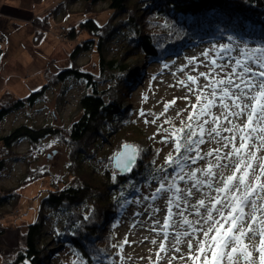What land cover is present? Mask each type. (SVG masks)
I'll list each match as a JSON object with an SVG mask.
<instances>
[{"label": "rangeland", "instance_id": "obj_1", "mask_svg": "<svg viewBox=\"0 0 264 264\" xmlns=\"http://www.w3.org/2000/svg\"><path fill=\"white\" fill-rule=\"evenodd\" d=\"M60 1L62 0H42L34 3L33 0H0V30L10 42L0 57V97L7 91L14 97H26L45 84L47 75L51 78L61 69L70 67L69 53L72 52L76 41L70 40L67 33L69 32L68 29L78 26L80 21H85L88 18H94L102 24L111 14L101 12L89 16L83 12L80 4L71 5L70 10L72 12L51 18L50 30L45 33L44 39L34 43L32 19L44 16ZM103 7V5H98V8ZM86 36V32H83L80 38H86ZM225 45L232 49L231 58L225 56L222 51V46ZM255 48L257 46L254 44L232 38L231 40H217L188 46L179 53H171L159 61L136 60L133 62L128 76L137 77L138 83L129 92L128 100L123 104L126 109L132 111V119L138 122L146 135L140 139L141 145L144 147L153 145L159 148L158 164L165 165V159L170 153L175 156L173 138L169 135L172 131L185 129L187 132V125L191 123L193 129L198 132V126L203 124L204 120H209V123L204 124L205 143L199 145L200 155L204 156L208 151L220 148L219 155L225 156L231 148V146L229 148L223 147L227 141L220 140V137H215L214 134L211 137L207 134L208 129L216 126L212 122V117H220L217 123L220 124L218 130L221 131V136L231 138L235 135L236 147L240 146V131L235 129L223 131L222 129L225 127L232 128V124H235L241 126L243 133L247 134L250 129L243 127L246 118L230 116L229 119L232 120V124H227L221 115V113L226 114V110L219 106V99L212 96L213 89L204 86L210 80L213 82L221 79L226 81L229 75L236 83H240L239 73L242 72V69L236 66L235 61L239 59L242 62H247L242 52ZM204 53H207V56ZM211 59L216 60V66L211 64ZM77 61L78 64L83 65L84 71L98 74V57L96 55L84 53L78 57ZM233 68H236L235 75H232ZM254 70L259 71L258 68H254ZM201 73L209 74V79L206 80L204 76L200 75ZM189 76L196 79L195 84L189 81ZM181 81L184 83L182 84ZM111 83L104 82L101 87L106 88ZM66 85L68 91L63 102L59 101L60 88L56 86L47 92L46 101L38 102L31 108H21L18 112L7 116L1 126V134H7L14 126L21 123H51L69 126L77 121L82 113L78 106L79 100L82 94L86 92V87L83 83L75 80H69ZM224 87L239 92V89H235L227 83L219 86V88ZM219 88L217 89L218 95ZM198 96L199 99H197ZM208 100H215L217 106L210 108V115L200 116V110L207 104ZM226 102L231 106L230 100ZM232 110L235 111L236 109L233 108ZM190 115L193 117L191 121L188 120ZM255 135H259V133L253 134V136ZM43 142V146L37 149L31 148L28 141L15 144V151L19 153L28 152L26 155L31 154L29 160H8L6 169L0 173L1 187L8 188V190L17 189V192L20 193L17 199L4 203L5 208L0 209V224L5 229L0 236V264H7L14 259L10 256L12 255L11 250L21 244L20 234L26 232L25 226L36 222L37 210L41 203L39 201L46 195V191L51 189L53 185L63 187L72 179L68 170L69 164L70 166L72 164L70 148L51 139H46ZM103 143L104 148L102 149L107 150L112 147L107 142ZM253 143L257 147L260 146L259 140L245 141L248 151L256 152L255 166V163L264 158V148L256 151L252 147ZM103 154V151L100 152L95 157L97 160L92 162L101 169L108 167V163L101 161ZM190 155L195 156L196 152H192ZM247 158L245 156V159ZM232 159H236V157L233 156ZM207 161L220 165V167L213 169L217 173V178L212 181L213 188H215L219 184L221 172L224 176L231 174L229 171L231 165L227 159L216 161L215 155H213L211 157L206 156L204 160H198L195 164H191V169H206ZM88 164L89 161H86V165ZM226 164L229 165V169L223 167ZM41 170L49 171L51 176L33 179ZM109 170L113 175L118 173L114 168H109ZM188 170L185 169V172ZM200 178L209 179L203 176ZM187 179L185 177V180ZM190 186V181L188 184L181 181L178 185L182 189V198L176 201L179 208L175 204L171 205L173 213L171 218H168L167 215L169 205H167L165 198L155 201L144 199V197H150L155 191V185H150L147 189L145 187L143 189L144 196L132 198L130 204L122 211L121 219L116 226V242L122 241V244L113 249L115 255L112 259L100 264H203V256H200L198 260L189 258L187 245L188 240H193V253H195V237L202 234L193 233L192 228L182 223L187 217L192 222L193 228L199 229L201 225H204L201 217L205 215V209H199L200 215L198 216L191 206L201 197V193L193 189L194 195L192 197H183V190ZM200 188L202 192L212 191L203 184L200 185ZM212 194L216 195L215 192ZM170 195L171 193L165 194V196ZM185 199L189 202L185 203ZM205 203L207 204L208 201L206 200ZM155 209H159V211H155ZM244 211L248 213L251 210L245 208ZM181 212L183 215H180ZM59 215L61 214L44 218L42 225L44 241L40 245L50 252L46 258L47 264H75L78 258L74 250L55 239V235L61 230ZM213 215L215 216V213ZM260 218V213H257V220ZM196 221H200V223L197 224ZM166 222L169 227L164 228ZM256 227L257 225H253V228ZM227 228L228 225L225 224L224 229ZM224 229H221V233L224 232ZM185 232L192 233V235H181V242L176 243L177 234ZM247 235L251 237L252 233L249 232ZM161 244L164 247L163 251H161ZM245 245L252 253L250 264H261L260 252L258 251L264 247L261 236L256 235L252 239H243L241 247ZM177 248L180 251H176Z\"/></svg>", "mask_w": 264, "mask_h": 264}, {"label": "trees", "instance_id": "obj_2", "mask_svg": "<svg viewBox=\"0 0 264 264\" xmlns=\"http://www.w3.org/2000/svg\"><path fill=\"white\" fill-rule=\"evenodd\" d=\"M76 4L89 16L111 14L102 24L88 18L68 29V37L76 41L69 53L70 67L52 75L46 84L26 97H14L8 91L0 97L1 130L7 116L46 101L47 92L56 86L60 88V102L64 101L69 80L86 87L78 105L81 117L69 126L21 123L7 134L0 131V173L6 169L8 160H29L28 152L14 150L21 141H28L31 148L37 149L44 140L51 139L68 146L72 159L68 169L72 175L70 183L63 187L53 185L46 191L39 201L36 222L25 226L26 232L20 234L21 244L11 250L14 259L7 264H45L50 252L40 245L44 241L42 225L44 218L59 213L61 230L55 239L74 250L78 258L75 264L107 262L115 255L113 249L122 244L116 242V226L122 211L132 198L144 195L145 187L157 188L158 182L149 180L158 175L154 170L162 166L157 162L159 148L141 145L140 139L146 135L132 119V111L123 104L138 83L137 77L128 76L134 61H159L188 46L229 40V36L257 48L264 47V0H62L44 16L32 19L33 42L44 39L51 18L71 13L70 6ZM83 32L86 38H80ZM84 53L98 57L97 75L84 71L83 65L78 64V57ZM2 54L0 48V57ZM104 82L112 83L104 88L101 87ZM103 142L112 147L102 149ZM124 143L139 149L138 159L131 171L113 175L109 170L113 168L112 156ZM102 151L101 161L108 163V167L101 169L92 162ZM46 176H51L50 172L41 170L33 179ZM17 191L0 185V209L5 208L4 203L17 199L20 194ZM2 226L0 236L5 231Z\"/></svg>", "mask_w": 264, "mask_h": 264}, {"label": "snow or ice", "instance_id": "obj_3", "mask_svg": "<svg viewBox=\"0 0 264 264\" xmlns=\"http://www.w3.org/2000/svg\"><path fill=\"white\" fill-rule=\"evenodd\" d=\"M228 39L231 40L232 37L229 36ZM222 51L225 56L231 58V48L225 45L222 46ZM204 55L207 56V53ZM242 55L246 57L247 62H242L239 59L235 61L236 66L242 69V72L239 73L240 83H236L229 75L226 81L223 79L214 82L210 80L204 87L213 89L212 96L217 97L220 101L219 106L226 110V114L221 113V115L227 124H232V120L229 119L230 116L246 118L243 127L250 129V132L243 133V128L235 124H232V128L225 127L222 129L223 131L235 129L241 132L240 146L236 147V136L233 135L231 138L221 136V131L218 130L220 124L217 123L220 117H212V122L216 126L208 129L207 134L210 137L214 134L215 137H220V140H226L227 143H224L223 147L229 148L231 146V148L225 156L219 155L220 148L212 149L202 156L199 145L205 143L204 124H208L209 120H204L203 124L198 126V132L193 129L191 123L187 125V132L185 129H175L169 134L173 138L175 156L170 153L165 159L166 167L162 165L154 170L158 175H152L149 183L151 180H155L158 182V186L150 197H144V199H151L152 201L165 198L167 205H169L167 215L168 218H171L173 215L171 205L175 204L179 208L176 201L182 198V189L177 185L178 180L184 181L185 184L191 182V186L183 190V197H192L194 195L193 189L201 193V197L191 206L198 216L200 215L199 209H205V215L201 219L207 227L201 225L199 229L193 228L192 222L187 217L182 223L192 228L193 233L202 234L195 237V253H193V240H188L187 245L189 258L198 260L200 256H203V264H225V261L227 264H250L252 253L246 245L241 247L243 239H252L256 235H260L262 244H264V158H261L254 166V162L257 161L256 152H249L245 146V141L255 139L260 141V146L257 147L253 143L252 147L256 151L264 148V47L243 51ZM211 64L216 66V60L211 59ZM254 68H258L259 71L254 70ZM235 74L236 68H233L232 75ZM200 75L204 76L206 80L209 79L207 73ZM188 79L193 84L196 83L194 77L189 76ZM181 83L184 82L181 81ZM225 83L239 89V92H234L227 87L219 88ZM218 88L219 95L217 94ZM254 89L255 91H253ZM227 100L232 102L231 106L226 102ZM215 106H217L215 100H208L207 104L201 108L200 116L210 115V108ZM193 107L195 108V106ZM233 108L236 110L233 111ZM192 119L193 117L190 115L188 120L191 121ZM255 133H259V135L253 136ZM122 147L125 151L117 153L118 157H122L120 161L122 170L131 171L137 159L138 148L127 144ZM192 152H196V155H190ZM213 155H215L216 161L227 159L231 165L230 169L228 164L223 166L225 169H229L231 174L224 176L221 172L219 184L215 188H213L212 181L217 178V173L213 169L220 167L219 164L207 161L206 169H191V164H195L198 160H204L206 156L211 157ZM233 156L236 159H232ZM245 156L248 158L245 159ZM169 168L172 169L171 172L168 171ZM185 169L189 170L185 172ZM201 176L209 179L203 180L200 178ZM185 177L188 179L185 180ZM202 184L212 191L202 192L200 188ZM136 191L139 189L137 188ZM212 192H215L216 195H213ZM166 193H171V195L165 196ZM206 200L208 201L207 204L205 203ZM188 202L185 199V203ZM245 208L251 211L245 213ZM155 211H159V209H155ZM257 213L261 215L259 220H257ZM180 215H183V212ZM196 223L199 224L200 221H196ZM225 224L228 225L227 229H224ZM253 225H257V227L253 228ZM167 227L169 224L166 222L164 228ZM221 229H224L223 233H221ZM249 232L252 233L251 237L247 235ZM181 235L190 236L192 233L177 234L176 243L181 242ZM163 250L164 247L161 244V251ZM176 251H180V249L177 248ZM258 251L260 252L261 264H264V247Z\"/></svg>", "mask_w": 264, "mask_h": 264}, {"label": "water", "instance_id": "obj_4", "mask_svg": "<svg viewBox=\"0 0 264 264\" xmlns=\"http://www.w3.org/2000/svg\"><path fill=\"white\" fill-rule=\"evenodd\" d=\"M124 145H125V144H124ZM127 145L134 146V145H132V144H127ZM122 146H123V145H122ZM122 146H121L120 151H119L118 153H120V152H124V151H125L124 148H123ZM121 159H122V157H118V156H117V153H116L114 156H112V165H113L114 169L120 171V173L124 175L126 171H123V170H122V166H121V163H120ZM133 165H134V164H133Z\"/></svg>", "mask_w": 264, "mask_h": 264}, {"label": "bare ground", "instance_id": "obj_5", "mask_svg": "<svg viewBox=\"0 0 264 264\" xmlns=\"http://www.w3.org/2000/svg\"><path fill=\"white\" fill-rule=\"evenodd\" d=\"M0 32L2 33V36H3V38L0 40V48H2L3 49V51L9 46V44H10V42H9V40L6 38V36H4V33H3V31H1L0 30ZM5 41H8V45H6L5 44ZM75 47V46H74ZM74 47H73V49H74ZM42 72H45V71H43L42 70ZM50 77L47 75L46 76V81H45V84H46V82L48 81V79H49ZM124 144H131V143H124ZM120 151V150H119ZM138 155H139V149H138ZM137 159H138V156H137ZM137 159H136V161H137ZM136 161H135V163H136ZM134 163V164H135ZM134 166V165H133ZM112 167H113V165H112ZM114 168V167H113ZM118 171V170H117ZM118 172H120V171H118ZM126 172H128V171H126ZM125 172V173H126ZM144 196V195H143ZM139 197H141V196H139Z\"/></svg>", "mask_w": 264, "mask_h": 264}, {"label": "built area", "instance_id": "obj_6", "mask_svg": "<svg viewBox=\"0 0 264 264\" xmlns=\"http://www.w3.org/2000/svg\"><path fill=\"white\" fill-rule=\"evenodd\" d=\"M3 38L2 33L0 32V40ZM5 44L8 45V41H5Z\"/></svg>", "mask_w": 264, "mask_h": 264}]
</instances>
